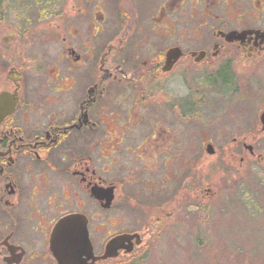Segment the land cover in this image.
<instances>
[{"label": "flooded vegetation", "instance_id": "obj_1", "mask_svg": "<svg viewBox=\"0 0 264 264\" xmlns=\"http://www.w3.org/2000/svg\"><path fill=\"white\" fill-rule=\"evenodd\" d=\"M59 1L31 25L44 31L30 64L6 68V47L15 39L21 47L22 32L0 43V95L18 98L0 122V264H58L51 238L67 217L87 221L93 254L81 264H141L145 235L160 234L180 211L168 212L178 187H167L181 179L183 152L196 166L193 131L214 110L211 94L231 102L242 83L260 78L264 0ZM233 142L242 164L245 156L262 162L247 137ZM121 236L134 238L99 259Z\"/></svg>", "mask_w": 264, "mask_h": 264}, {"label": "rangeland", "instance_id": "obj_2", "mask_svg": "<svg viewBox=\"0 0 264 264\" xmlns=\"http://www.w3.org/2000/svg\"><path fill=\"white\" fill-rule=\"evenodd\" d=\"M47 3L26 0L5 10L0 23V43L15 31L25 32L21 34L25 40L21 47H17V39L6 47L7 70L14 59L30 64V49L44 31L37 24L32 27V23L39 19L40 10H48L42 21L51 12L56 13L60 5L59 0H47ZM23 10L29 11L26 15L33 22L20 29L17 14L24 20ZM255 81L251 79L249 85L245 84L247 81L242 83L246 86L231 102H225L217 91L211 94L214 110L210 116L204 112L197 130L193 131L198 134L199 145L196 166L190 170L192 157L189 152H183L176 159L182 170L181 179L178 176V184L167 187L172 193L178 187L177 202L174 198L167 206L168 212L172 206L180 207V211L178 208L179 212L160 234L145 235L151 237L140 252V256L148 253L141 264H264V136L258 134V119L264 109V61L260 78ZM170 83L180 86L176 77ZM184 129V133L191 134V129ZM236 137L241 141L247 137L257 155L262 156V162H258V157L245 156L242 164V150L233 142ZM208 141L214 146V155H209L203 146ZM147 173L144 176L152 175ZM128 212L135 218L144 217L138 209L130 208Z\"/></svg>", "mask_w": 264, "mask_h": 264}, {"label": "water", "instance_id": "obj_3", "mask_svg": "<svg viewBox=\"0 0 264 264\" xmlns=\"http://www.w3.org/2000/svg\"><path fill=\"white\" fill-rule=\"evenodd\" d=\"M17 101L18 98L15 94L3 93L0 95V122L14 111ZM261 122L264 130V111L261 115ZM207 153L214 155V148L209 145ZM104 197L107 199L105 208H108L113 197L109 192L104 193ZM79 223L80 220L77 217H67L56 225L51 238V251L58 264H81L80 259L83 255L88 258L92 257L93 250L88 237L87 221H84L81 226ZM132 238L134 236L113 238L108 242L104 256L99 259L106 260L109 257H114L118 245ZM137 244H140V242H137ZM73 246H79L80 248H73Z\"/></svg>", "mask_w": 264, "mask_h": 264}, {"label": "trees", "instance_id": "obj_4", "mask_svg": "<svg viewBox=\"0 0 264 264\" xmlns=\"http://www.w3.org/2000/svg\"><path fill=\"white\" fill-rule=\"evenodd\" d=\"M25 1L26 0H0V6H5L6 10H7V8L10 7V5H17L19 2H22L24 4ZM35 2H36V4L41 3L42 5L43 4H46V5L49 4V3H47V0H35ZM40 11H39V16L41 17L40 19H42L47 14L48 10H47V8H45L44 10H40ZM26 14H29V11L23 10V15H25L24 20H22L23 16H21L20 14H17V16L20 19L19 20L20 23L18 26V28H20V29H25V28L29 27V25L33 22V20L30 17H28ZM24 33L25 32H22V34H24Z\"/></svg>", "mask_w": 264, "mask_h": 264}]
</instances>
